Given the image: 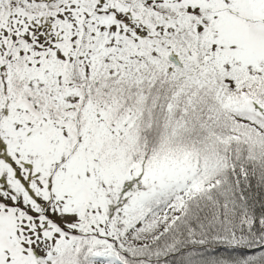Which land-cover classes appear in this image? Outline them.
Masks as SVG:
<instances>
[{
	"label": "snow or ice",
	"instance_id": "snow-or-ice-1",
	"mask_svg": "<svg viewBox=\"0 0 264 264\" xmlns=\"http://www.w3.org/2000/svg\"><path fill=\"white\" fill-rule=\"evenodd\" d=\"M0 264H264V0H0Z\"/></svg>",
	"mask_w": 264,
	"mask_h": 264
}]
</instances>
